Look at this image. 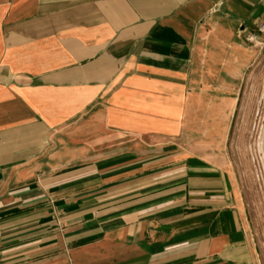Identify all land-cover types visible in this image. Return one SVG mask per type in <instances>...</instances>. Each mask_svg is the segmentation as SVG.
I'll return each instance as SVG.
<instances>
[{
  "label": "crops",
  "instance_id": "1",
  "mask_svg": "<svg viewBox=\"0 0 264 264\" xmlns=\"http://www.w3.org/2000/svg\"><path fill=\"white\" fill-rule=\"evenodd\" d=\"M263 21L264 0H0V264H261L222 152Z\"/></svg>",
  "mask_w": 264,
  "mask_h": 264
},
{
  "label": "rangeland",
  "instance_id": "2",
  "mask_svg": "<svg viewBox=\"0 0 264 264\" xmlns=\"http://www.w3.org/2000/svg\"><path fill=\"white\" fill-rule=\"evenodd\" d=\"M263 26L264 21L256 28V37L246 50L250 62L240 76L238 105L228 136L223 139L222 152L238 186L261 264H264V166L258 139L264 107L260 91L262 87L264 90Z\"/></svg>",
  "mask_w": 264,
  "mask_h": 264
},
{
  "label": "bare ground",
  "instance_id": "3",
  "mask_svg": "<svg viewBox=\"0 0 264 264\" xmlns=\"http://www.w3.org/2000/svg\"><path fill=\"white\" fill-rule=\"evenodd\" d=\"M260 91H261L262 97L264 99L263 87H262V89ZM251 132H252L251 134L254 135V131L252 130ZM258 148H259V151L261 153V160H262V163H263V166H264V107H263V113H262V125L260 127V137L258 139Z\"/></svg>",
  "mask_w": 264,
  "mask_h": 264
},
{
  "label": "built area",
  "instance_id": "4",
  "mask_svg": "<svg viewBox=\"0 0 264 264\" xmlns=\"http://www.w3.org/2000/svg\"><path fill=\"white\" fill-rule=\"evenodd\" d=\"M263 28H264V26H263Z\"/></svg>",
  "mask_w": 264,
  "mask_h": 264
}]
</instances>
